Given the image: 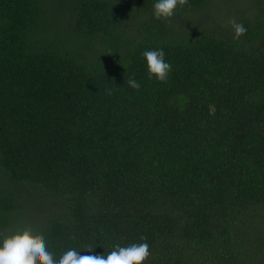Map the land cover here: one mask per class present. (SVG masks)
I'll use <instances>...</instances> for the list:
<instances>
[{
    "label": "trees",
    "instance_id": "obj_1",
    "mask_svg": "<svg viewBox=\"0 0 264 264\" xmlns=\"http://www.w3.org/2000/svg\"><path fill=\"white\" fill-rule=\"evenodd\" d=\"M155 2L0 0V239L30 225L57 259L145 236L143 264H264V0L170 21Z\"/></svg>",
    "mask_w": 264,
    "mask_h": 264
},
{
    "label": "clouds",
    "instance_id": "obj_2",
    "mask_svg": "<svg viewBox=\"0 0 264 264\" xmlns=\"http://www.w3.org/2000/svg\"><path fill=\"white\" fill-rule=\"evenodd\" d=\"M189 0H156L153 5V17L156 20L170 19L178 8L188 5ZM227 23L232 27L234 40H239L247 33L243 23L232 17ZM146 61L148 77L158 82H167L172 66L165 60L163 49L147 50L142 53ZM127 84L133 90H139L141 84L131 76ZM111 94V90H109ZM142 243H133L128 246L116 244L107 255H80L79 250L71 248L65 251L59 259L48 250L47 242L42 231L25 225L0 239V264H143L150 256V246L147 237L141 236ZM93 246H87L89 252Z\"/></svg>",
    "mask_w": 264,
    "mask_h": 264
}]
</instances>
